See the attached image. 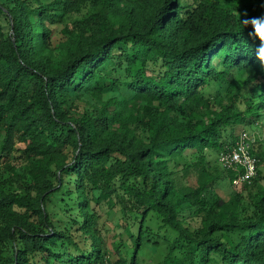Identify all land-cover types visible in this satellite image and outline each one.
Segmentation results:
<instances>
[{
	"label": "trees",
	"instance_id": "trees-1",
	"mask_svg": "<svg viewBox=\"0 0 264 264\" xmlns=\"http://www.w3.org/2000/svg\"><path fill=\"white\" fill-rule=\"evenodd\" d=\"M253 17L264 0H0V264L113 262L93 202L116 264H264ZM243 131L259 166L235 183L219 156Z\"/></svg>",
	"mask_w": 264,
	"mask_h": 264
},
{
	"label": "rangeland",
	"instance_id": "rangeland-1",
	"mask_svg": "<svg viewBox=\"0 0 264 264\" xmlns=\"http://www.w3.org/2000/svg\"><path fill=\"white\" fill-rule=\"evenodd\" d=\"M0 25H5V27L7 29V24L5 21L0 20ZM93 106H94V101L92 100V98L90 96H86V97H84V99H82L81 101H79L76 104L75 108L78 112L84 111L85 109H87L88 111H93V109H94ZM259 130L260 129H255L252 132L253 133L256 132V134L258 133L260 136V140L264 139V135L262 133H260ZM22 148H23V144L18 143L16 145V150H15V153H14V156L12 159V163L15 164L17 166V168H19V169L26 165V161L19 157L20 155H22L21 154ZM258 149L260 150L259 146H258ZM213 158L217 159V161L215 163L218 165L219 163H218L217 154H214ZM261 165L263 167L264 163H261ZM4 166L5 165L3 164L2 167H4ZM218 170H220V167ZM0 171L4 172V169H2ZM2 177H3L5 182H9L8 187H11V181L13 179H12V177L8 178L9 173H7V172L4 173L2 175ZM196 178H197V175L195 173H193L190 176H189V174H187V178L186 177L183 178V181L187 183L188 180H190L189 183H192L195 181ZM263 182H264V180H263ZM220 186L221 187H218L219 192L223 193V194L228 193L229 191H231L233 189V186L232 187L230 186V183L227 179L222 181ZM93 209L100 215L101 225L103 227V233L107 236V246L109 247V249L113 253L111 260L113 262H115L118 259V257L122 254V252L123 253L125 252V247H121L120 249H117V250L115 249L116 243H120L122 241H125L124 234H122L124 229H123V227L118 226V223H117V220H116L115 214H114V207H112L110 205V203L98 204L96 202H93ZM160 252H161V249L159 248L156 253H153V257L156 260L161 258Z\"/></svg>",
	"mask_w": 264,
	"mask_h": 264
},
{
	"label": "built area",
	"instance_id": "built-area-1",
	"mask_svg": "<svg viewBox=\"0 0 264 264\" xmlns=\"http://www.w3.org/2000/svg\"><path fill=\"white\" fill-rule=\"evenodd\" d=\"M250 133L241 132L239 141L230 151H224L220 154L219 160L227 169H234L240 172L235 183L251 181L258 172L259 159L252 151V141ZM107 264H116L107 262Z\"/></svg>",
	"mask_w": 264,
	"mask_h": 264
},
{
	"label": "clouds",
	"instance_id": "clouds-1",
	"mask_svg": "<svg viewBox=\"0 0 264 264\" xmlns=\"http://www.w3.org/2000/svg\"><path fill=\"white\" fill-rule=\"evenodd\" d=\"M241 23L247 27L251 26L253 32L250 35L256 37L260 41V45L255 50V54L258 60L264 62V17H253L251 19H245Z\"/></svg>",
	"mask_w": 264,
	"mask_h": 264
}]
</instances>
